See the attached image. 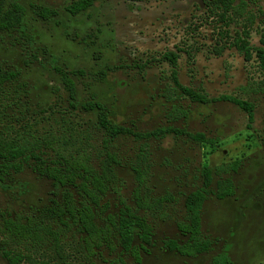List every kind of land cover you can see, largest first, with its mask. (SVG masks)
Here are the masks:
<instances>
[{"label": "rangeland", "instance_id": "rangeland-1", "mask_svg": "<svg viewBox=\"0 0 264 264\" xmlns=\"http://www.w3.org/2000/svg\"><path fill=\"white\" fill-rule=\"evenodd\" d=\"M18 1L27 10L25 30L0 33V64L20 72L15 88L22 97L10 113L25 116L24 124L35 125L39 134L59 133L70 124L88 133L96 168L105 153L116 158L112 165L116 178L105 199L109 206L98 215V225H105L106 217L118 214L126 204L147 220L153 234L152 244L139 252L141 262L122 253L116 236L114 250L104 246L88 258L85 235L76 230L64 238L60 255L45 246L32 252V259L47 264H120L121 259L125 264H213L226 252L234 264H264V90L243 89L262 78L255 60L246 63L235 51L216 57L204 49L194 61L182 54L180 83L212 99L194 102L174 84L168 63L153 62L144 70L138 66L180 44L193 45L184 30L198 6L196 0H98L78 15L66 11L77 0ZM259 5L264 9V0ZM40 7L56 10L58 16L43 20L35 14ZM252 43L259 44L257 34ZM58 69L74 81L76 102L70 100ZM222 96L254 103L251 128L246 112L228 101H215ZM91 102L103 104L115 125L153 136L123 134L109 140L97 112L81 110ZM181 133H202L215 144H202ZM236 160L241 163L236 173L216 172ZM204 164L213 173L201 229L212 247L184 257L168 245L187 241L178 225L188 222L187 197L203 187ZM135 169L147 172L144 183ZM226 178L233 180L235 195L219 200L217 183ZM157 198L165 199L162 206H139L140 201L153 203ZM54 199H61V192L30 165L14 176L11 190L0 191V208L12 216L37 215ZM0 264H7L1 255Z\"/></svg>", "mask_w": 264, "mask_h": 264}, {"label": "trees", "instance_id": "trees-1", "mask_svg": "<svg viewBox=\"0 0 264 264\" xmlns=\"http://www.w3.org/2000/svg\"><path fill=\"white\" fill-rule=\"evenodd\" d=\"M96 1L98 0H78L67 6L66 10L71 15H77L93 6ZM255 1L203 0L204 15L195 17L186 30L187 38L195 42L194 46L189 45L186 48V54L190 57L193 52L199 50L196 45L200 40L211 41L217 54H221L226 48H235L245 55L247 61H250L254 52L260 68L264 70V48H253L249 42L256 16L247 10L249 2ZM35 13L43 20L58 16V11L47 7H40ZM26 15V8L18 0H11L8 4L7 0H0V33L23 32ZM261 43L264 45V33ZM164 59L176 67L179 54L167 52ZM58 73L68 90L70 100L76 102L77 89L74 81L66 72L58 69ZM177 76V71H173L175 83L185 95L193 101L208 102V98L183 87ZM19 78V71L4 68L0 64V191L11 190L14 176L21 174L26 166L32 165L35 173L52 181L53 186L61 192V199H54L50 206L37 215L12 216L0 208L1 257L7 264L26 262L47 264L32 259V252L50 246L60 255L64 249V238L68 233L76 230L85 235L84 243L88 258L95 256L96 251L104 246L114 250L113 240L116 236L122 253H130L137 262H141L139 252L145 250V246L151 245L153 238L152 227L145 218L131 206L124 204L118 214L106 217L105 225L100 226L97 223L98 215L105 214L109 206L105 199L112 191L116 178L112 168L116 158L109 152L105 153V159L98 169L92 163L88 133L79 131L70 124L69 128L59 133L39 134L34 130L35 125L24 124L25 116L13 117L10 111L19 104L22 97V93L15 88ZM221 99L236 104L248 113L250 123L254 121V104L230 96H223ZM73 102L71 105L76 108ZM80 107L86 112H97L98 124L109 136V140L123 134L136 138L152 136V133L141 135L115 125L101 103L91 102ZM189 137L202 144H214V141L207 139L204 134H189ZM239 164V162L233 164L234 171L238 169ZM223 171L224 168L218 169V173ZM135 173L138 181L144 183L147 172L135 169ZM203 175L205 179L203 187L191 193L185 202L188 222L178 225L181 234L187 237V241L184 244L171 241L168 245L170 250L184 257L207 253L212 247V241L202 237L201 229L203 206L210 194L212 184V171L208 165L204 166ZM233 194L234 187L230 179L218 183L216 196L219 199ZM164 202V198H157L153 203L145 199L139 202V206L152 209L154 206H162ZM136 241H140L138 246ZM120 264H125V261L121 259ZM213 264H233V262L225 252L217 255L213 259Z\"/></svg>", "mask_w": 264, "mask_h": 264}, {"label": "flooded vegetation", "instance_id": "flooded-vegetation-1", "mask_svg": "<svg viewBox=\"0 0 264 264\" xmlns=\"http://www.w3.org/2000/svg\"><path fill=\"white\" fill-rule=\"evenodd\" d=\"M78 1V0H77ZM128 1H131V2H140V1H143V0H137V1H133V0H128ZM260 1L261 0H256L255 2H249V4H248V12H252L255 16H256V23H255V25L253 26V28H252V30H251V36H250V38H249V42H250V45H251V47H253V48H258V47H263L264 48V45H262V43H261V41H262V39H263V33H264V9L259 5V3H260ZM97 2V1H96ZM95 2V3H96ZM196 2L198 3V6H196L195 7V12H194V14H192L191 15V17H190V19L188 20V21H190L188 24H187V26L185 27V32H187L186 30H187V27H188V25L190 24V23H192L193 21H194V18L195 17H200L202 14L204 15V10H205V5H204V2H203V0H196ZM94 3V4H95ZM93 4V5H94ZM69 6V5H68ZM92 7V6H91ZM67 8V7H66ZM89 9V8H88ZM87 9V10H88ZM36 11V10H35ZM67 11V10H66ZM86 11V10H85ZM84 12V11H83ZM196 12H199L198 14H196ZM69 13V12H68ZM36 14V13H35ZM37 15V14H36ZM78 15V14H77ZM40 18V17H39ZM254 34H257L258 36H259V44L258 45H254L253 43H252V39H253V35ZM187 38V37H186ZM187 42V41H186ZM195 45V42H193V46ZM189 47V44H180V45H178V46H176V48L174 49V50H168V51H166V52H164L163 54H162V56L161 57H159V59H156V60H147L145 63H143L142 65H140V66H138V68L139 69H141V70H144V69H146V68H148L153 62H162V63H168L169 65H170V67H171V71H172V76H173V71H177V73H178V64H179V60L181 59V55L183 54V55H185L187 58H188V60L189 61H194L195 60V55L197 54V53H200V52H202V51H204V49H205V51L206 52H208L210 55H213V56H216V57H221V56H223L224 54H225V52L226 51H235L238 55H240L242 58H243V60L246 62V63H250V62H252L253 60H255V62L257 63V67H258V70L261 72V75H262V78L260 79V80H258V81H251V82H249L248 84H247V86H245L243 89L245 90V91H247V93H258L259 91H262V90H264V70H262L261 68H260V66H259V63H258V60H257V57H256V54L254 53V52H252V54H253V58H252V60H250V61H247L246 59H245V55L242 53V52H239L237 49H235V48H226V49H224L223 51H222V53L221 54H217L215 51H214V48H213V44L211 43V41H209V42H207V41H202V40H200L199 42H198V44L196 45V47H199L198 49L199 50H197V51H195V52H193V54H192V56H188L187 54H186V52H185V50H186V48H188ZM167 52H175V53H178L179 54V60H178V62H177V66L176 67H173L171 64H170V62H168L167 60H165L164 59V55L167 53ZM177 78H178V76H177ZM173 79H174V77H173ZM178 81H179V79H178ZM179 83H180V81H179ZM174 84L179 88V90L181 91V93L183 94V95H185L184 94V92L182 91V89L175 83V80H174ZM181 84V83H180ZM182 85V84H181ZM183 87H185V88H188V87H186V86H184V85H182ZM188 89H190V88H188ZM192 90V89H191ZM195 92V91H194ZM197 93V92H196ZM199 94V93H198ZM199 95H201V94H199ZM185 96H187V95H185ZM202 96H204V97H206V98H208L207 96H205V95H202ZM189 97V96H188ZM223 97V96H222ZM230 97H232V96H230ZM190 98V97H189ZM234 98H236V97H234ZM191 99V98H190ZM237 99H240V98H237ZM192 100V99H191ZM241 100H243V99H241ZM193 101V100H192ZM212 101V99H209L208 98V102H211ZM215 101H228V102H230L229 100H222L221 99V97L220 98H218V99H216ZM244 101H246V100H244ZM194 102H197V101H194ZM208 102H199V103H208ZM247 102H249V101H247ZM230 103H232V102H230ZM250 103H252V102H250ZM232 104H234V103H232ZM252 104H254V103H252ZM234 105H236V104H234ZM237 106V105H236ZM237 107H239V106H237ZM254 107H255V105H254ZM240 108V107H239ZM241 109V108H240ZM243 110V109H242ZM244 111V110H243ZM244 112H246V111H244ZM247 113V112H246ZM247 115H248V113H247ZM254 117H255V108H254ZM248 119H249V115H248ZM254 122V121H253ZM252 122V123H253ZM252 123H250L249 122V124H248V127L249 128H251L250 126L252 125ZM181 134H187L188 136H189V134H191V133H181ZM198 134H202V133H198ZM195 135V134H194ZM153 136V135H152ZM206 137V136H205ZM191 138V137H190ZM214 144H215V142H214ZM213 144V145H214ZM235 162H239L240 163V161L239 160H236V161H234V162H232L231 164H228V165H223V166H220V167H218L217 169H216V172H218V169L219 168H224V171L223 172H228V171H231V172H234V173H236L238 170H239V167H240V164H239V167H238V169L236 170V171H234L233 170V168H232V166H233V164L235 163ZM205 165H208V164H204V166ZM204 166H203V171H204ZM208 167H209V165H208ZM210 168V167H209ZM211 169V168H210ZM211 171H212V169H211ZM213 173V172H212ZM228 179H230L231 181H232V183H233V187H234V182H233V180L231 179V178H226V179H223V180H228ZM223 180H221V181H223ZM220 182V181H219ZM218 182V183H219ZM218 183H217V189H216V193H217V191H218ZM204 184V183H203ZM212 185V184H211ZM197 191V190H196ZM195 192V191H194ZM211 192L212 191H210V194H211ZM193 193V192H192ZM209 194V195H210ZM209 195H208V197H209ZM235 195V187H234V194L233 195H231V196H227V197H225V198H223V199H219L217 196V198L219 199V200H224V199H226V198H229V197H232V196H234ZM207 197V198H208ZM206 202V201H205ZM228 254V253H227ZM229 255V254H228ZM232 260V259H231ZM233 262V261H232ZM234 264V263H233Z\"/></svg>", "mask_w": 264, "mask_h": 264}]
</instances>
